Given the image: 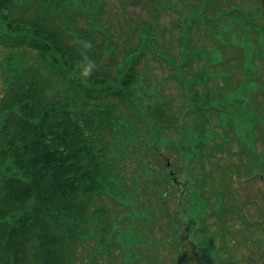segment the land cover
Wrapping results in <instances>:
<instances>
[{"label": "trees", "instance_id": "16d2710c", "mask_svg": "<svg viewBox=\"0 0 264 264\" xmlns=\"http://www.w3.org/2000/svg\"><path fill=\"white\" fill-rule=\"evenodd\" d=\"M103 5L101 0H0V46L34 52L30 58L10 52L0 62V264H77L80 245L81 264H95L98 253L117 258L118 242L127 256L128 244L138 240L134 232L158 220V205L177 220L205 207L197 188L153 190L151 180L167 174L155 159L146 166V148H139V160L148 175L141 187L155 194L150 203L125 181L123 159L129 145L142 142V129L147 127L155 148L171 145L164 130L172 117L158 103L141 105L152 95L141 74L143 60L168 61L153 52L156 34L128 44L121 58L114 40L105 36L99 44ZM81 16L93 25L90 32L77 23ZM89 40L93 47L83 48ZM84 54L95 60L88 77L77 68ZM168 63L172 69L174 63ZM159 126H164L160 135ZM169 196L175 197L173 205ZM105 197L118 199L115 213L108 212ZM132 212L133 222L126 225ZM100 233H108L109 240L98 246ZM126 256L109 264H128Z\"/></svg>", "mask_w": 264, "mask_h": 264}, {"label": "rangeland", "instance_id": "374dc122", "mask_svg": "<svg viewBox=\"0 0 264 264\" xmlns=\"http://www.w3.org/2000/svg\"><path fill=\"white\" fill-rule=\"evenodd\" d=\"M101 1L105 7L102 16L106 21L101 23L98 29L97 41L99 44L106 38L105 36L109 37L110 43L114 40L118 45L116 57L121 58L125 48L129 46L128 44L141 42L144 35L156 34L153 45L157 48L153 49V52L178 67L177 72L170 71L171 69L167 65L170 63H161L153 58L146 62L143 60L141 64L143 81L148 83L149 89H152V95L149 96L151 101L144 99L141 102L142 108L150 107L148 102L155 101L158 106L161 102V107L166 109V115L172 117L173 120L176 119L174 124L166 126L164 130L168 139L176 144H172L174 148L170 147V149L165 145H159V148H155L153 145L155 141L148 138L149 135L146 134L147 127L142 129L143 133L139 138L142 142L138 143L136 148L129 145V151L125 153L123 159L126 165V169L122 170L125 181L133 183L134 188L140 191L141 201L150 203L151 195L154 196L155 194L141 187V185L145 186L146 181H148L146 168H140L141 161L139 159L142 156H140L139 148L142 147L146 148L149 159L160 163L158 168L161 166V162H163L162 168L165 170H167L168 165L171 167L173 164L178 167L175 169L176 172L183 168L179 172L182 184L187 183V185L197 188L208 187L205 190L213 186L218 194H223L228 200L223 201V208L219 210V208H215L218 197L212 196V200L215 199L214 208L212 207L215 212L211 207H208L204 219L207 228L201 231L195 229L198 225L197 223L194 224L195 220L186 222L187 217L183 219L182 216H179V223V220L172 218L170 213L165 212V209L161 210L163 205H158L154 210V215L158 220L146 222L140 233L134 232L135 238L138 240L133 242L132 239V242L128 244L127 256L125 250L121 251L126 246H122V243L118 242L115 247L119 252L117 258L110 255L112 253L103 252L97 255L95 264H109L111 260L121 261L123 255L127 257L128 264H199V261L192 257V253H196V251L198 252L196 258L202 264L206 261V264H214L212 261L206 260L202 249H208V244L217 249L226 238L230 239V247L225 251L218 250V253L223 255H220V258L216 260V264H237L236 259L238 252H240L238 247L244 244L242 225L239 226L240 230L237 229L236 224L239 220L233 218L235 209H237L235 203L237 191L241 195L259 192L260 203L246 205L252 210V215L255 216L253 219H257L260 214L262 215L260 211L264 207V165L261 166L264 163V0ZM183 1L186 2V5ZM164 4H173L177 11L164 9ZM253 4L255 8L244 12ZM247 21L249 22L248 25L253 27L252 29H245ZM177 22L181 26L182 33ZM77 23L87 32H90L93 26L84 16L77 17ZM192 26L204 28L212 39L207 36L205 30H192ZM189 29L195 36L193 43L196 46L192 47L195 55L192 56L197 58H193L186 69L183 66L180 67L182 63L180 62L182 57L180 49L181 46H190L191 34ZM249 30H251L250 33H248ZM184 35L185 37L181 38ZM18 47L5 48L0 46V62L10 52L20 53L21 51L28 58L34 55L33 51ZM201 48L214 52L210 55L212 58L224 59L228 55L229 61L227 59L225 64L222 62L223 65L214 68L202 60L201 56L198 57L201 55ZM213 62L215 59H212L211 63ZM205 65L210 68L204 75V81L207 78L209 80L202 82L199 76L206 69ZM114 70L115 64L112 65V72ZM0 74H2L1 67ZM174 77L178 82L183 83V89L177 85ZM55 81L56 87L61 86L62 80L59 77ZM144 88L141 87L142 90H140L144 93L141 98L146 97ZM145 91L148 92L146 89ZM158 94H160L159 97ZM167 103L168 105L170 103L169 106L172 105V107H169ZM199 106L200 109H203L202 111L197 110ZM187 109H192V113H187ZM196 110L199 112L198 114L195 113ZM200 113L211 117L212 122L205 127L209 129V126H213L215 129L213 134L210 128L209 137L212 140L218 138L217 147L207 148L203 154L189 158L190 164L184 166L186 160L183 146L188 144L190 135L199 136L201 127L194 128L193 125L198 121L204 123V118L199 116ZM150 121L153 119L150 118ZM182 123H184L183 129L187 135L182 133ZM234 125L239 128L238 139L240 144L232 135L233 128L231 126ZM163 127L157 128L156 131L159 135ZM227 129L229 130L226 132ZM255 132L259 135V142ZM212 140L209 141L211 145L214 144ZM222 140L227 141L224 144L228 147L226 152L220 151ZM179 143L181 147L179 151H175ZM159 153L163 156L165 153L169 157L167 156L168 158L166 157L163 161V156H160ZM150 164L151 161L146 162L147 167ZM208 171H210L209 176L203 177V174ZM162 178L163 176L159 174L158 179L151 180V186L153 190H157L158 194H161L171 183ZM252 179L254 180L252 181ZM205 190L201 193L206 192ZM168 200H170L171 205L175 203L174 196H169ZM104 203L110 213H115L116 209L120 207L116 197H105ZM133 207L134 205L131 204L129 209L133 211ZM225 207H230V214H227L226 217ZM173 212L174 215L177 214L176 210ZM219 215H224L225 218H222L229 223L228 228L231 229L229 233L226 228L224 239L220 233L222 228L219 227L220 221L217 218ZM129 222L133 221L127 220L126 225H129ZM258 233L259 231H257ZM63 234L64 232L60 235ZM100 236L102 237V233ZM242 239L243 241H241ZM194 246H196V250ZM242 251L244 252L243 249ZM83 255L84 251L80 245L76 250L77 264L83 262Z\"/></svg>", "mask_w": 264, "mask_h": 264}, {"label": "clouds", "instance_id": "9594fccd", "mask_svg": "<svg viewBox=\"0 0 264 264\" xmlns=\"http://www.w3.org/2000/svg\"><path fill=\"white\" fill-rule=\"evenodd\" d=\"M83 48L91 49L93 47L92 42L83 41ZM77 68L79 69L80 75L82 77H88L92 74L95 68V60L90 58L87 54L83 55V58L77 63Z\"/></svg>", "mask_w": 264, "mask_h": 264}]
</instances>
